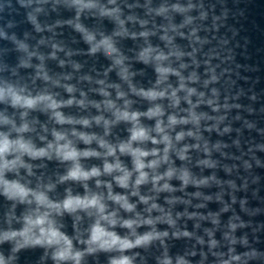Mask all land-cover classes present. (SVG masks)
Masks as SVG:
<instances>
[{
    "label": "clouds",
    "instance_id": "clouds-1",
    "mask_svg": "<svg viewBox=\"0 0 264 264\" xmlns=\"http://www.w3.org/2000/svg\"><path fill=\"white\" fill-rule=\"evenodd\" d=\"M234 15L0 0V264H264V89Z\"/></svg>",
    "mask_w": 264,
    "mask_h": 264
},
{
    "label": "water",
    "instance_id": "water-1",
    "mask_svg": "<svg viewBox=\"0 0 264 264\" xmlns=\"http://www.w3.org/2000/svg\"><path fill=\"white\" fill-rule=\"evenodd\" d=\"M228 7L235 14L234 18L229 20L230 25H234L239 30V35L234 43L239 44L237 51V61L241 65L257 68V71L241 73L249 77V82L240 81L243 87L248 88L252 81L259 78L255 84V89L260 92L264 89V0H228ZM243 13L241 15L240 13ZM19 19V17H17ZM25 27L21 25V31ZM4 42L0 41V48H3ZM10 61L14 60V54L7 57ZM247 101H245L246 103ZM40 255L37 252H26L21 256V264H34Z\"/></svg>",
    "mask_w": 264,
    "mask_h": 264
}]
</instances>
